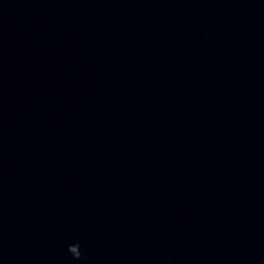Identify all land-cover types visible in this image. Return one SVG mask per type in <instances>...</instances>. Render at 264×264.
Returning a JSON list of instances; mask_svg holds the SVG:
<instances>
[{
    "label": "clouds",
    "instance_id": "1",
    "mask_svg": "<svg viewBox=\"0 0 264 264\" xmlns=\"http://www.w3.org/2000/svg\"><path fill=\"white\" fill-rule=\"evenodd\" d=\"M67 251L72 255L73 259L80 260L82 258V252L80 250L79 242L69 244Z\"/></svg>",
    "mask_w": 264,
    "mask_h": 264
}]
</instances>
